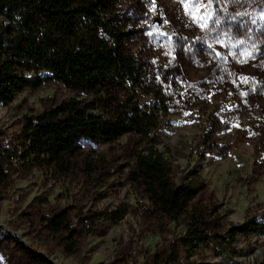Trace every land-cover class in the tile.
Instances as JSON below:
<instances>
[{
  "label": "rangeland",
  "instance_id": "374dc122",
  "mask_svg": "<svg viewBox=\"0 0 264 264\" xmlns=\"http://www.w3.org/2000/svg\"><path fill=\"white\" fill-rule=\"evenodd\" d=\"M215 7L220 23L210 21V32L180 0H115L131 31L127 49L169 107L154 131L155 148L176 183L205 184L180 221L156 210L135 170L137 155L151 145L146 138L97 144L81 137L64 163L15 157L29 118L82 95L50 79L0 102V264H264L263 231L239 232L233 243L229 234L264 218V0L228 3L226 12ZM223 32L246 41L216 45L226 60L207 46ZM63 211L68 228H47ZM197 221L207 239L187 249L183 239Z\"/></svg>",
  "mask_w": 264,
  "mask_h": 264
},
{
  "label": "trees",
  "instance_id": "16d2710c",
  "mask_svg": "<svg viewBox=\"0 0 264 264\" xmlns=\"http://www.w3.org/2000/svg\"><path fill=\"white\" fill-rule=\"evenodd\" d=\"M0 17L6 20L0 23L2 104L50 79L82 94L29 118L20 135L23 151L11 153L64 163L80 150L81 137L97 144L131 134L146 138L151 145L137 155L135 170L156 210L178 223L205 184L188 179L176 183L169 161L155 148L154 131L169 107L127 49L131 31L117 15L115 0H0ZM41 70L49 74L37 76ZM141 92L150 98L143 100ZM198 223L190 225L183 239L187 249L207 239ZM46 225L64 231L69 226L66 212ZM251 231L264 232V218L231 229L230 242L239 232Z\"/></svg>",
  "mask_w": 264,
  "mask_h": 264
},
{
  "label": "snow or ice",
  "instance_id": "6c2138e0",
  "mask_svg": "<svg viewBox=\"0 0 264 264\" xmlns=\"http://www.w3.org/2000/svg\"><path fill=\"white\" fill-rule=\"evenodd\" d=\"M181 4L183 5L185 9V13L192 19L193 23L198 25L201 29H207L208 31H214V29L209 27V22L212 21L214 24L219 25L220 20L218 17H216L217 8L215 7L216 4H221V9L223 11H227L226 7L224 5L228 3H239L240 0H223L221 3V0H180ZM238 16H246L249 15V13H238ZM214 17H216L214 19ZM236 17H232V19H235ZM260 18L264 20V11H261ZM253 23H255V20H253ZM200 39V38H197ZM246 43L243 39H235L233 40L232 35L229 32H223L222 34H217L214 36L207 44L208 48L212 50V52L222 59L226 60V56H222L221 53L215 51V46L220 45L225 48H236L240 45H244ZM253 48H255V45H252ZM235 55V53H232ZM244 55L246 57H252L251 51H245ZM246 62L245 60H240V63ZM247 78H245L246 80Z\"/></svg>",
  "mask_w": 264,
  "mask_h": 264
}]
</instances>
